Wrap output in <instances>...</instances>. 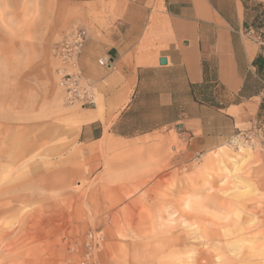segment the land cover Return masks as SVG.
<instances>
[{
    "label": "rangeland",
    "instance_id": "obj_1",
    "mask_svg": "<svg viewBox=\"0 0 264 264\" xmlns=\"http://www.w3.org/2000/svg\"><path fill=\"white\" fill-rule=\"evenodd\" d=\"M168 1L0 0V264H264V108L254 111L214 82L212 59L202 61L210 82L191 87L197 105L184 102L195 123L116 146L114 133L133 131L149 107L135 101L137 110L112 124L135 81L96 56L99 77L92 59L81 58L85 44L78 65L59 72L54 50L70 31L85 29L88 39L116 24L125 30L129 16L144 21L134 62L153 59L175 42L163 21ZM238 1L264 7V0L211 2L233 11ZM249 25L238 34L248 43ZM200 31L214 42L212 30ZM65 72L92 83L96 106L63 104ZM256 87L250 80L246 91ZM96 107L102 120L89 139L82 128ZM207 156L212 166L203 165ZM197 195L203 213L185 205Z\"/></svg>",
    "mask_w": 264,
    "mask_h": 264
},
{
    "label": "crops",
    "instance_id": "obj_2",
    "mask_svg": "<svg viewBox=\"0 0 264 264\" xmlns=\"http://www.w3.org/2000/svg\"><path fill=\"white\" fill-rule=\"evenodd\" d=\"M211 1L169 0L167 6L171 16H164L163 21L167 18L170 27L173 26L175 42L168 43L164 51L144 64L136 65L133 59L139 43L136 30L140 31L144 24L142 17L137 22L136 16H129L126 21L124 19V23L128 25L125 30L116 24L109 31L103 30L95 37L90 36L85 42L81 58L92 59V71L96 70V56L107 57L113 60V66L135 81L127 103L119 110L112 124L124 123L125 117L137 110L133 107V102L149 105L143 110L145 116L142 124L135 126L131 132L114 133L118 137L117 141L114 140L115 146L120 145L125 138L154 136L171 127L184 128L185 120L195 123L197 118L185 116L184 102L191 106L197 105V96L191 91V87L210 82L205 80L203 59L213 60L214 71L217 73L214 82L217 79L227 89H234L241 99L253 105L254 111H259L264 98V76L258 72L260 65L261 71H264V26L254 28L246 21L245 8L240 1L235 4L233 11L224 10L222 3L212 4ZM245 23L250 24L251 31L255 32V40L249 38V43L244 41L242 35H238ZM200 29H206L209 33L212 30L214 42L210 44V35H204ZM178 41H182L185 47H179ZM203 43L205 44L202 45ZM160 57H165L167 63L161 65ZM96 72L102 77L101 71ZM250 80L256 81L257 87L247 92L245 88L247 89ZM94 116L96 119L84 124L85 127L82 128L89 139L93 138L91 125L96 120H102V114Z\"/></svg>",
    "mask_w": 264,
    "mask_h": 264
},
{
    "label": "built area",
    "instance_id": "obj_3",
    "mask_svg": "<svg viewBox=\"0 0 264 264\" xmlns=\"http://www.w3.org/2000/svg\"><path fill=\"white\" fill-rule=\"evenodd\" d=\"M86 40V30L77 28L70 31L57 43L54 53L62 65L59 72L64 71L66 67L75 68L78 65V57ZM97 62L99 66L106 69L113 67V60L107 57H100ZM58 84L63 91L64 104L69 106L77 103L81 106L96 104L92 83L81 74L65 72L59 77ZM251 137L252 135H245V142H249Z\"/></svg>",
    "mask_w": 264,
    "mask_h": 264
},
{
    "label": "bare ground",
    "instance_id": "obj_4",
    "mask_svg": "<svg viewBox=\"0 0 264 264\" xmlns=\"http://www.w3.org/2000/svg\"><path fill=\"white\" fill-rule=\"evenodd\" d=\"M167 24H168V22H167ZM63 102V101H62ZM63 104H64V102H63ZM72 106V105H71ZM80 106V105H79ZM96 106V105H95ZM80 107H83V106H80ZM83 108H85V107H83ZM101 114H102V110H101V107H99V108H97V111H96V116H101ZM93 118V116H91V115H89V116H87V117H85V120H91ZM231 142H233V143H238V145L239 146H241L242 144H241V142L237 139V137H235ZM245 143H247V142H245ZM115 144V143H114ZM229 145H230V143H228ZM243 145H247V144H243ZM242 145V146H243ZM231 146V145H230ZM223 147V146H222ZM240 149H241V147H239ZM243 149V148H242ZM246 150V149H245ZM245 150H243V151H245ZM221 151H223V153H224V155L226 156V153H225V151H224V149H222ZM247 152H248V150H247ZM222 153V152H221ZM217 155V154H216ZM221 155V154H220ZM226 157H228V158H230V156H226ZM239 157V156H238ZM204 161H203V165L204 166H206V167H208V166H212V162H213V157L212 156H207V157H205L204 159H203ZM232 160L235 162V160H236V158H232ZM223 161V160H222ZM204 169V168H203ZM202 169V170H203ZM206 169V168H205ZM194 197V196H193ZM190 198V197H189ZM188 198V199H189ZM195 202L192 204V202L190 203V201L189 200H187V202L185 203V205L188 207V208H190V207H192L193 205L195 206V208H196V206H197V211L198 212H201V213H203V212H205L206 211V205H205V197L204 196H202V195H197V196H195ZM200 225H201V223L200 222H198L197 224L195 223V225H193V226H195L196 228H200ZM187 227V226H186ZM129 258V257H128ZM133 263V262H132ZM131 263V264H132ZM122 264H127V261H124V262H122Z\"/></svg>",
    "mask_w": 264,
    "mask_h": 264
},
{
    "label": "trees",
    "instance_id": "obj_5",
    "mask_svg": "<svg viewBox=\"0 0 264 264\" xmlns=\"http://www.w3.org/2000/svg\"><path fill=\"white\" fill-rule=\"evenodd\" d=\"M245 8V19L248 21L254 28H261L264 25V7L263 5L256 4L254 6L248 7V5H244ZM251 11L253 13L252 17L248 18V11ZM258 72L264 76V71H261V65L258 67ZM257 85V82L254 81ZM199 85L195 84L192 87H197ZM246 90V88H245ZM202 101H208V99H202ZM264 108V98L263 102L261 103L260 110Z\"/></svg>",
    "mask_w": 264,
    "mask_h": 264
},
{
    "label": "water",
    "instance_id": "obj_6",
    "mask_svg": "<svg viewBox=\"0 0 264 264\" xmlns=\"http://www.w3.org/2000/svg\"><path fill=\"white\" fill-rule=\"evenodd\" d=\"M159 63H160L161 65L166 64V63H167L166 58H165V57H160V58H159Z\"/></svg>",
    "mask_w": 264,
    "mask_h": 264
}]
</instances>
